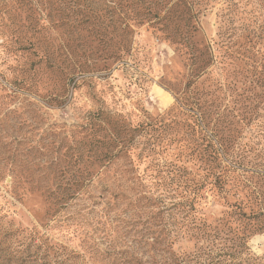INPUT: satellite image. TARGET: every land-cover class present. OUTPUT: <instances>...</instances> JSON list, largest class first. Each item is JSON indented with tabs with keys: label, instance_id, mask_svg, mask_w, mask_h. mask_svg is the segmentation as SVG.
<instances>
[{
	"label": "rangeland",
	"instance_id": "obj_1",
	"mask_svg": "<svg viewBox=\"0 0 264 264\" xmlns=\"http://www.w3.org/2000/svg\"><path fill=\"white\" fill-rule=\"evenodd\" d=\"M83 1L89 0H0V264L25 256L29 264H154L141 255L145 224L175 227L172 203L178 198L149 183L100 176L99 163L77 157L85 152L88 113H98L100 121L109 117L125 132L136 128L140 150L150 128L145 125L156 122L184 86L188 61L146 24L129 26L128 46L118 47L126 13L92 0L93 20L78 23ZM216 6L203 17L206 37L216 30ZM252 7L244 0L237 30L228 33L229 79L244 63L264 61V53L254 51L264 45L263 10ZM255 32L261 43L251 46L247 34ZM157 148L167 159L180 152L175 141ZM66 183L73 185L64 201L48 196L46 188ZM138 196L147 199L135 204ZM199 205L207 218L222 209L208 192ZM247 244L262 254L264 232Z\"/></svg>",
	"mask_w": 264,
	"mask_h": 264
},
{
	"label": "trees",
	"instance_id": "obj_2",
	"mask_svg": "<svg viewBox=\"0 0 264 264\" xmlns=\"http://www.w3.org/2000/svg\"><path fill=\"white\" fill-rule=\"evenodd\" d=\"M87 2L83 1L85 13L77 17L78 23L93 20L92 0ZM102 2L109 4V12L126 13L118 47L128 46L129 26L146 24L186 57L188 73L184 86L173 92L172 106L152 125H145L150 128L144 130L148 138L140 150L132 134L136 128L125 132L106 115L100 121L98 113H88L83 124L85 152L77 158L83 155L99 163L100 176L149 183L159 194L178 198L172 203L174 229L168 230V222L157 228L145 224L140 235L141 255H150L154 264H264V251L256 255L247 244L252 235L264 232V61L244 63L231 79L226 69L231 56L228 33L237 30L235 19L244 0ZM245 4L252 9L261 6L259 15L264 18V0ZM215 6L216 30L206 37L203 17ZM247 37L251 46L261 43L256 32ZM262 47L253 50L263 55ZM205 81L207 90L202 86ZM165 141L179 143L174 159L163 157L157 148ZM142 161L145 166L139 172ZM115 164L118 167L110 169ZM73 183L46 188L48 196L64 201ZM206 192L222 207L216 217L207 218L199 205ZM136 199L139 204L147 197ZM180 242L185 243L175 249ZM17 264L29 260L25 256Z\"/></svg>",
	"mask_w": 264,
	"mask_h": 264
}]
</instances>
